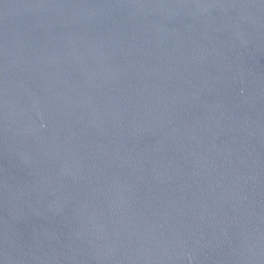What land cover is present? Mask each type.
I'll use <instances>...</instances> for the list:
<instances>
[{
  "label": "water",
  "instance_id": "95a60500",
  "mask_svg": "<svg viewBox=\"0 0 264 264\" xmlns=\"http://www.w3.org/2000/svg\"><path fill=\"white\" fill-rule=\"evenodd\" d=\"M0 264H264V0H0Z\"/></svg>",
  "mask_w": 264,
  "mask_h": 264
}]
</instances>
